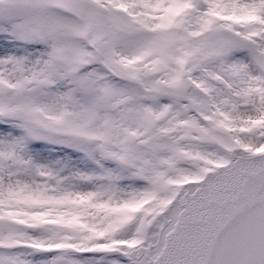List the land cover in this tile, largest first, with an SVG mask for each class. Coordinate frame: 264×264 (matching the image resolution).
Masks as SVG:
<instances>
[{
  "label": "snow or ice",
  "instance_id": "obj_1",
  "mask_svg": "<svg viewBox=\"0 0 264 264\" xmlns=\"http://www.w3.org/2000/svg\"><path fill=\"white\" fill-rule=\"evenodd\" d=\"M0 264H264V0H0Z\"/></svg>",
  "mask_w": 264,
  "mask_h": 264
}]
</instances>
